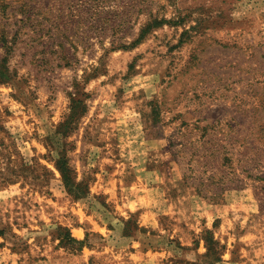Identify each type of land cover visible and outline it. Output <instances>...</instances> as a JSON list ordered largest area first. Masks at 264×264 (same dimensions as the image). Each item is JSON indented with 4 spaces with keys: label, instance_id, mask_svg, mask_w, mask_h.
<instances>
[{
    "label": "rangeland",
    "instance_id": "rangeland-1",
    "mask_svg": "<svg viewBox=\"0 0 264 264\" xmlns=\"http://www.w3.org/2000/svg\"><path fill=\"white\" fill-rule=\"evenodd\" d=\"M0 264H264V0H0Z\"/></svg>",
    "mask_w": 264,
    "mask_h": 264
},
{
    "label": "trees",
    "instance_id": "trees-1",
    "mask_svg": "<svg viewBox=\"0 0 264 264\" xmlns=\"http://www.w3.org/2000/svg\"><path fill=\"white\" fill-rule=\"evenodd\" d=\"M139 37H141V35ZM59 168H60V171L62 173L64 182L66 183V185L70 186L69 187L70 190L76 191L77 185H75L74 183H72L70 181L66 168L63 167V165H60ZM70 240L76 242L77 244L82 243V241H78V240L74 239L73 237H70Z\"/></svg>",
    "mask_w": 264,
    "mask_h": 264
}]
</instances>
